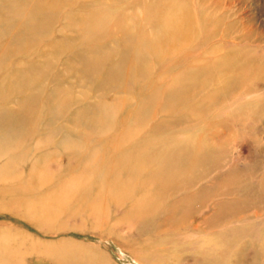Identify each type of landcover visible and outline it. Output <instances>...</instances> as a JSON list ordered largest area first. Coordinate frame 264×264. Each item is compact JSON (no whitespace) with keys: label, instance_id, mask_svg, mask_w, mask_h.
<instances>
[{"label":"rangeland","instance_id":"1","mask_svg":"<svg viewBox=\"0 0 264 264\" xmlns=\"http://www.w3.org/2000/svg\"><path fill=\"white\" fill-rule=\"evenodd\" d=\"M6 1L0 264H264V0Z\"/></svg>","mask_w":264,"mask_h":264},{"label":"bare ground","instance_id":"2","mask_svg":"<svg viewBox=\"0 0 264 264\" xmlns=\"http://www.w3.org/2000/svg\"><path fill=\"white\" fill-rule=\"evenodd\" d=\"M5 2L7 3L6 0H0V6L2 7V11L3 14L0 15V18L3 21H8L9 20V15H13L16 18V26L19 25V22L22 20V10L19 9L21 6L20 5H10L9 3H7L9 5V7H7L5 5ZM5 8H7V12L5 10ZM178 17L174 18L173 21H171L172 23H177L176 19Z\"/></svg>","mask_w":264,"mask_h":264}]
</instances>
